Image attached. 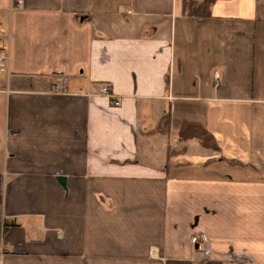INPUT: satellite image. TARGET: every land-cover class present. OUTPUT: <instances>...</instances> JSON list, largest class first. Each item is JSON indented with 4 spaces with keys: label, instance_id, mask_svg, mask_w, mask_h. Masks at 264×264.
Listing matches in <instances>:
<instances>
[{
    "label": "crops",
    "instance_id": "0c3cea01",
    "mask_svg": "<svg viewBox=\"0 0 264 264\" xmlns=\"http://www.w3.org/2000/svg\"><path fill=\"white\" fill-rule=\"evenodd\" d=\"M0 50V264H264V0H0Z\"/></svg>",
    "mask_w": 264,
    "mask_h": 264
},
{
    "label": "trees",
    "instance_id": "16d2710c",
    "mask_svg": "<svg viewBox=\"0 0 264 264\" xmlns=\"http://www.w3.org/2000/svg\"><path fill=\"white\" fill-rule=\"evenodd\" d=\"M183 12L190 16H196L200 18L207 17L211 14V5L214 0H200L198 3L194 0H180ZM170 118L166 115L159 125L158 129L166 131L169 127ZM179 137L182 140L197 139L203 146L217 150L218 145L215 137L205 129V127L197 122L185 121L179 129ZM231 162L237 165H246L243 162L230 159ZM9 222L5 221V227Z\"/></svg>",
    "mask_w": 264,
    "mask_h": 264
},
{
    "label": "built area",
    "instance_id": "2783aa9c",
    "mask_svg": "<svg viewBox=\"0 0 264 264\" xmlns=\"http://www.w3.org/2000/svg\"><path fill=\"white\" fill-rule=\"evenodd\" d=\"M18 5H21L22 2L18 1L17 2ZM7 58V54H5L3 51L0 50V62H2L3 60H5ZM216 77H219V74H216ZM69 83V78L68 76L64 77L61 81L57 82L55 84V90L57 91H64L67 89ZM102 92L108 96L111 97V103L115 106H119L121 105V99L117 98V96H115L111 90L110 84L109 83H105L102 86ZM0 247H1V252H4V247L2 245V240L0 239Z\"/></svg>",
    "mask_w": 264,
    "mask_h": 264
},
{
    "label": "water",
    "instance_id": "95a60500",
    "mask_svg": "<svg viewBox=\"0 0 264 264\" xmlns=\"http://www.w3.org/2000/svg\"><path fill=\"white\" fill-rule=\"evenodd\" d=\"M57 180L59 181V183H60L62 186L66 187V178H65V177H63V176H59V177L57 178Z\"/></svg>",
    "mask_w": 264,
    "mask_h": 264
},
{
    "label": "rangeland",
    "instance_id": "374dc122",
    "mask_svg": "<svg viewBox=\"0 0 264 264\" xmlns=\"http://www.w3.org/2000/svg\"><path fill=\"white\" fill-rule=\"evenodd\" d=\"M194 1H197L198 3H200L199 0H194Z\"/></svg>",
    "mask_w": 264,
    "mask_h": 264
}]
</instances>
